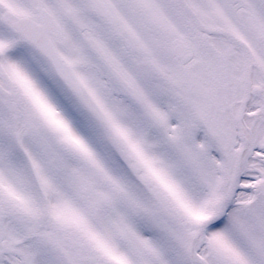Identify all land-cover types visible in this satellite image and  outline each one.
I'll return each instance as SVG.
<instances>
[{
	"label": "snow or ice",
	"instance_id": "obj_1",
	"mask_svg": "<svg viewBox=\"0 0 264 264\" xmlns=\"http://www.w3.org/2000/svg\"><path fill=\"white\" fill-rule=\"evenodd\" d=\"M0 264H264V0H0Z\"/></svg>",
	"mask_w": 264,
	"mask_h": 264
}]
</instances>
